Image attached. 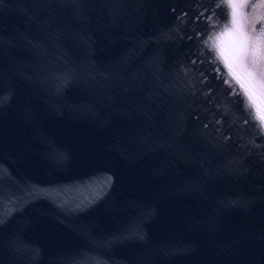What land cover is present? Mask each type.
I'll list each match as a JSON object with an SVG mask.
<instances>
[{"label": "water", "instance_id": "obj_1", "mask_svg": "<svg viewBox=\"0 0 264 264\" xmlns=\"http://www.w3.org/2000/svg\"><path fill=\"white\" fill-rule=\"evenodd\" d=\"M233 2L0 0V264H264V4Z\"/></svg>", "mask_w": 264, "mask_h": 264}, {"label": "snow or ice", "instance_id": "obj_2", "mask_svg": "<svg viewBox=\"0 0 264 264\" xmlns=\"http://www.w3.org/2000/svg\"><path fill=\"white\" fill-rule=\"evenodd\" d=\"M261 3L264 4V0H261ZM229 6L235 7L233 0H229ZM244 6H247L246 4ZM255 27L253 28V32H255ZM240 35L244 39V47L242 49V57H247L249 55L248 46H251V71L255 72L257 68L259 69V73L262 78H264V25H261L259 32L255 36H250L245 34L242 30L240 31ZM207 41L205 42L207 46ZM196 63V61H193ZM219 70V69H217ZM227 82V81H226ZM235 91V90H234Z\"/></svg>", "mask_w": 264, "mask_h": 264}]
</instances>
